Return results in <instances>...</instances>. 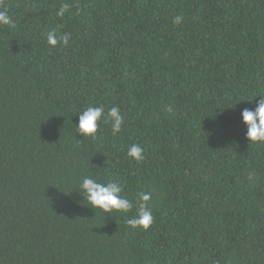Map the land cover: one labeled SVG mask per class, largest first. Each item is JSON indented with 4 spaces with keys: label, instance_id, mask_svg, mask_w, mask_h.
Instances as JSON below:
<instances>
[{
    "label": "trees",
    "instance_id": "16d2710c",
    "mask_svg": "<svg viewBox=\"0 0 264 264\" xmlns=\"http://www.w3.org/2000/svg\"><path fill=\"white\" fill-rule=\"evenodd\" d=\"M4 9L0 264H264V144H250L241 117L264 95V0ZM52 30L71 33L66 47H49ZM89 106H119L121 133L101 123L94 140L76 135ZM86 176L120 183L127 216L95 213L78 193ZM141 192L147 231L126 223Z\"/></svg>",
    "mask_w": 264,
    "mask_h": 264
},
{
    "label": "clouds",
    "instance_id": "9594fccd",
    "mask_svg": "<svg viewBox=\"0 0 264 264\" xmlns=\"http://www.w3.org/2000/svg\"><path fill=\"white\" fill-rule=\"evenodd\" d=\"M70 5L62 3L56 12V16L63 18L69 11ZM183 21V16L177 15L173 18V24L179 25ZM0 26L14 27L12 18L7 10H0ZM71 39V33L58 34L52 30L47 33V43L50 48L57 45L67 46ZM259 99L254 110L244 109L241 113L242 122L247 128L246 139L250 144H264V95ZM110 124L113 137L121 133L125 123L119 106L111 107L107 113L103 106H89L78 115V124L75 126L76 135L84 139H96V134L100 124ZM127 157L139 163L144 159V149L136 143L127 147ZM123 186L116 181L98 182L91 177H84L79 184L78 193L87 201L90 208L102 212L105 216L127 214L133 205L122 195ZM151 192H141L138 195V207L136 215L127 218L126 223L132 229L147 231L153 224L154 217L150 206Z\"/></svg>",
    "mask_w": 264,
    "mask_h": 264
}]
</instances>
